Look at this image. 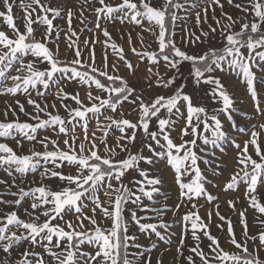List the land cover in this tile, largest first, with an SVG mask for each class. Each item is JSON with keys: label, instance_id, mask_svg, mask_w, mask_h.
<instances>
[{"label": "snow or ice", "instance_id": "obj_1", "mask_svg": "<svg viewBox=\"0 0 264 264\" xmlns=\"http://www.w3.org/2000/svg\"><path fill=\"white\" fill-rule=\"evenodd\" d=\"M0 2L6 25L0 30V96L23 95L32 109L16 99L15 107L6 101L0 114V264H167L169 254L172 264H264V102L254 71L256 59L264 60V0H227L242 13L236 18L221 0H204L202 8L196 0ZM17 3L23 30L14 17ZM186 6L194 11L196 27L207 24V31L201 28L197 35L187 27L189 16L175 11ZM209 9L215 27L208 24ZM101 21L139 29L135 39L132 31L126 35L135 63ZM85 31L93 36L82 39ZM217 33L221 47L185 50L208 44ZM120 39L125 40L124 32ZM97 44L104 48L99 66ZM122 68L126 76L119 74ZM218 72L236 74L246 85L253 111L241 115L249 124H236L233 113L239 110ZM71 83L87 86L84 98L66 91ZM57 103L66 115L59 114ZM21 114L28 120L21 121ZM224 120L245 137L242 144L229 137ZM42 131L56 139L41 136ZM138 139L140 149L133 151ZM228 140L235 149L233 164L223 186L215 187L224 195L244 189V210L237 208L239 197L224 202L239 217V238L220 212V196L208 191L200 166L209 163L203 157L209 145L224 152L221 142ZM161 156L178 193L175 203L162 191L161 176L152 173ZM226 167L216 163L213 175H223ZM131 173L135 176L125 183ZM52 180L59 181L56 187ZM201 199L211 206L206 217L200 215ZM249 208L259 225L255 234L247 222ZM168 213L181 232L174 249L154 255L157 243L141 240L155 236L171 245ZM213 217L222 222L216 228L227 225V249L211 232Z\"/></svg>", "mask_w": 264, "mask_h": 264}, {"label": "rangeland", "instance_id": "obj_2", "mask_svg": "<svg viewBox=\"0 0 264 264\" xmlns=\"http://www.w3.org/2000/svg\"><path fill=\"white\" fill-rule=\"evenodd\" d=\"M25 2H27V0H25ZM72 2H73V0H69V3H72ZM179 2L184 3V0H179ZM196 2L201 6V8L204 6V0H196ZM221 2L224 5V11L227 12L228 14L232 15L234 18L242 15V13H240L234 7L229 6L227 4V0H221ZM235 2H241V0H235ZM197 10H199V9H197ZM0 11H3L2 2H0ZM175 11H177V14L181 17H183L185 15L189 16V19L186 22L187 27L190 30H192L193 32H195L197 35H199L201 28L204 31L208 30L207 24H201L200 28L196 27L194 11L189 9L187 6L183 9L175 10ZM22 15H23V12H22L21 8L19 7V4L17 3V5L14 8V17L16 18V22L21 25V30H23L22 29V21H20L18 18ZM212 15H213V12L211 9H209L208 10V24H211L213 27H215V23L211 19ZM215 15L217 18L222 19L219 8H216ZM202 16H203V13H202ZM90 19H94V17H91ZM56 23H59L61 26L66 27V24L64 21H56ZM101 23H102L103 27L108 28V30L110 31V33L112 34V36L116 40V42L124 47L125 52L128 54L129 58L133 61V63H135L136 62L135 57L130 52H128V45L126 43V35H127L128 31H132L133 38L135 39V32L139 31V29H136L134 26L128 25V24L121 25L118 21H111V22L101 21ZM73 26L77 29V31H79L80 25H79L78 21H74ZM182 26L183 25L178 23L177 35L175 38L178 44H180V35H181L180 28ZM88 27L94 28V24H89ZM0 30H6V25H4L2 23V21H0ZM121 32L125 33V40L120 39ZM38 35H39V33H38ZM97 35L99 36L100 41H103L105 39L102 34H97ZM90 36H93V33L89 32V31H85L81 38L87 39ZM144 36L146 38V43L152 42V38L149 37L147 33H144ZM209 46H213V47H217V48L221 47L220 37H219L218 33L216 34L215 39H211V37L209 38L208 44L194 45L191 49L185 48V50L199 52V51H202V50L208 48ZM152 47L155 48L156 45L153 44ZM95 51H96L97 63L99 66V60L101 58V55L104 52L103 45L97 44L95 46ZM64 53H65V45L62 41L61 45H60L61 57L64 56ZM70 58L71 57L69 56V59ZM109 58H110V60H114V57L111 56L110 52H109ZM182 71H185V70L182 69ZM254 71H255L256 76H257V80L255 82L256 88H257L258 92L260 93V98H261L262 102H264V60H260L259 58L256 59ZM119 74L121 76L127 75L126 71L123 68L121 69ZM185 74H186V71H185ZM217 74L220 75L222 82L224 83L227 91L233 97V99L235 101L236 108L239 110L238 112L233 113V117H234L236 124L241 125V126L249 124V121L246 120L241 115V113H245V112L251 114L253 111L250 96L248 95V93L246 91V85L240 81L239 76H237L236 74H231L228 72H224V73L218 72ZM132 82L135 83V80H133ZM86 90H87L86 85H78L75 83L69 84L68 87L66 88V91H68L69 93L79 92L81 95V98H84ZM188 91L191 92L192 89L189 88ZM198 95H199V97H203V95H204L203 91H200ZM33 98L34 99L36 98L35 95H33ZM148 98L149 97L147 95H145V99H148ZM16 99H18L21 103L25 104L27 111H29V112L32 111V109L26 104V97L23 95H18L15 98H13L11 96H0V114H2V112L5 109V102L6 101H7V103L12 104L13 107H15L14 100H16ZM47 102L49 104L55 102L51 93L49 94V96L47 98ZM198 102L208 103V101H206V100H199ZM67 103L69 104L70 107H75L74 102H72L71 100L67 101ZM57 109L59 110V114L61 116L66 115L64 112V109L60 107L59 103H57ZM50 111H53L55 113L56 110L50 109ZM11 118L12 117L9 116V119H11ZM128 118L132 119L133 116L130 115ZM0 119H3L2 115H0ZM20 120L26 121V120H28V117L21 114ZM29 122H31V121H29ZM253 122L258 123L259 121H253ZM224 125H225L224 130L229 133V137L235 138L237 143L242 144L243 139L245 137H243L241 134L237 133L236 131H233V129L231 128L230 122H228L227 120H224ZM77 131H79V129ZM43 135H49L53 139H56L55 135L50 131H42L41 136H43ZM62 139H63V137H60L61 141H62ZM7 142L10 144V146L15 147L13 141H7ZM25 147L27 149V148H30L31 145L26 144ZM61 147H63L62 143H61ZM221 147H223L224 152H221L220 147H213V146L209 145L206 148L205 153L203 154L204 159H207L209 161V163L204 164L201 161L200 166L203 170H205V175H206L207 181H208V183H207L208 191L211 192L213 195H219L220 196V199L218 201L221 204L220 212L222 215L228 217L231 220V222L234 226L236 235L239 238L240 234H241V228H242V226L239 223V217L235 213L231 212V210H229L227 208V206L224 202L227 199L239 197L240 203L237 204V208L240 209L241 211L247 207V204L243 200V197H242V193L244 191L243 187L240 188V191L235 192V193H230L228 195H224V194L220 193V190L215 187V185H220L221 187L223 186V183L225 182V179L228 176V173L232 167L233 159L235 156V149L231 147V141L230 140L221 142ZM37 149L40 150L39 145H37ZM139 149H140V140L138 139L136 146L133 149V151H137ZM145 154L147 155L146 152H145ZM218 162H223V164L226 165L227 167L224 169L223 175L214 176L212 170H213L215 164ZM141 166L143 167V165H141ZM65 170H67V169H65ZM152 173L154 175H160L161 176V178L163 180V184L161 186V189L164 193H166L170 196L171 199H170L169 203L177 202L178 193L176 192L175 186L173 184L172 175L164 163V157L163 156L157 158L155 165L152 168ZM0 175H2V174H0ZM132 176H135V173H131L129 177H126L125 183H128V179H130ZM136 178H139V177H136ZM49 183H51V185L53 187H56L58 185L59 181L52 180ZM260 191L262 193H264V188H261ZM156 199L160 200L161 197L157 196ZM144 203L148 204L150 202L145 199ZM200 204L203 205V207L200 209V215L202 217H206V213L210 210L211 206L207 205L203 199L200 200ZM184 211H186V209L181 210V215L183 214ZM125 214L127 215V213H125ZM165 219L167 222L172 223V220L174 218H173L171 213H168V215L165 217ZM247 222H248V226L250 229V234H255L259 230V225H257V223H256V214H255L254 210H252L250 208L247 211ZM217 223H222V222L218 221L215 217H213L211 232L213 235L218 236L220 238V242H221L222 246H224L227 249L230 247L227 243V239H228L227 238V232H226L227 225L225 224L224 230H221V229L216 228L215 225ZM181 228H182V225H180L178 223H172V226L169 229H167V232L169 234H171V240H172L171 245L165 244L164 241H158L155 236H152L151 240H147V238H142L141 242L142 243H149V244L152 242L157 243V248L153 250V253H154V255H159V252H160V250H162V248L171 247L174 249V246H175L177 239L179 237V234L181 232ZM188 243L189 244L192 243L190 236L188 237ZM203 243L207 244L208 242L205 239ZM185 254L186 255L188 254L187 250H185ZM166 260H167V264H172V255H170V254L167 255Z\"/></svg>", "mask_w": 264, "mask_h": 264}]
</instances>
